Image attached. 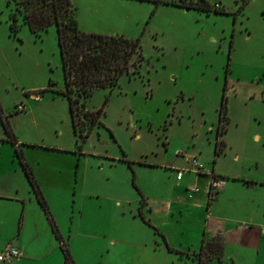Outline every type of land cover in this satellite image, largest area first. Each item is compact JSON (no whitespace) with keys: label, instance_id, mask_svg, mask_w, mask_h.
Wrapping results in <instances>:
<instances>
[{"label":"rangeland","instance_id":"rangeland-1","mask_svg":"<svg viewBox=\"0 0 264 264\" xmlns=\"http://www.w3.org/2000/svg\"><path fill=\"white\" fill-rule=\"evenodd\" d=\"M242 1L72 0L80 29L138 38L142 54L137 69L130 65L118 84L97 87L86 97L87 108L102 110L84 136L74 132L69 101L61 91L64 76L55 23L36 33L19 14V28L12 30L10 12L15 0H0V173L17 167L20 156L15 148L30 166L72 164L77 169L70 182L59 177L62 190L46 189L51 215L69 247L80 248L82 242L93 239L91 233H103L111 224L131 223L130 212L121 214L111 198L136 193L132 170L117 159L123 150L136 155L142 149L153 150L152 154L170 161L175 147L186 152L188 146L200 149L206 157L202 163L211 165L208 137L216 136L225 83L228 112L238 119L230 133L241 127L264 133V99L258 92L240 97L230 86L232 82L249 86L258 78L264 81V31H257L264 29V0H250L246 7ZM220 7L225 11L216 10ZM245 25L253 28L250 36ZM250 65L253 70L247 71ZM254 72L259 73L255 81ZM18 104L24 108L20 110ZM247 144L250 152L264 156V147L258 148L251 138ZM136 166L147 173V168ZM154 170L171 182L168 169ZM4 204L0 199V216ZM48 230L52 233L51 227ZM18 231L16 215L0 224V251L11 241L9 235ZM20 237L31 241L33 231L25 227ZM57 252L61 255L59 247ZM54 254L33 256L19 264H51ZM16 258L0 260V264H17ZM213 264L235 263L226 258Z\"/></svg>","mask_w":264,"mask_h":264},{"label":"crops","instance_id":"crops-1","mask_svg":"<svg viewBox=\"0 0 264 264\" xmlns=\"http://www.w3.org/2000/svg\"><path fill=\"white\" fill-rule=\"evenodd\" d=\"M249 2L250 0L246 1L244 6L246 7ZM223 10L225 11L224 8ZM261 25L264 28V23ZM245 26L248 36L253 34V28ZM257 31L262 33L264 29ZM246 70H253V65L247 66ZM258 74L254 72L252 77L254 81ZM259 80L258 78L251 82L249 86L232 82L231 91L243 98L256 96L258 92L259 98L264 99V81ZM226 115L229 118L226 128L218 133L217 119L216 136L213 139L208 137L212 147L210 158H213L210 159V166L202 163L206 157L200 149L192 150L188 146L186 152L180 146L175 147L172 150L171 162L165 158L166 156L152 154L153 150L142 149L137 155L123 150L117 159L126 161L132 170L136 193L131 197L111 198L116 200L115 206L121 207V214L127 215L130 212L131 223H114L102 228L103 233H91L93 239L82 242L80 248L76 249L69 247L67 239L58 229L75 263L197 264V255L203 239L220 232L223 251L220 258L211 260V264L226 258L232 259L235 264L251 262L264 264V156L250 152L247 144V139L251 138L258 148L264 147V133L260 131L250 133L248 129L241 127L242 129L234 130L235 134L234 132L231 134V127L233 123L238 124V119L233 118L228 109ZM211 124L208 125L210 131L213 130ZM219 140L223 143V150L216 154L215 142ZM168 149L166 146L165 150ZM193 158L201 162L205 168L224 177L221 189L212 194L205 191L210 175L203 170L195 169ZM26 162L28 163L27 160ZM103 165L104 162H101L99 166L103 168ZM136 165L147 168V173L144 175ZM29 167L49 204L46 189L54 187L56 190H62L63 184L58 182L59 177L70 182V178L73 179L77 175V169L72 164L59 168L53 165L38 168L33 164ZM154 168L168 169L167 172L172 174L171 182L165 181ZM179 168H182L183 172L180 178H177L176 172ZM143 176L146 178L140 181L139 178ZM0 180V199L5 201L6 206L4 215L0 216V224H7L15 215L19 222V231L9 235L11 241L4 248L13 245L19 250V255L16 256L17 264L33 256L41 257L47 252L55 253L51 264H62L63 253L59 241L53 230L49 233L50 222L20 160L17 167L13 166L12 170L0 173ZM193 184L200 189L192 196H188L187 189ZM83 197L79 204L80 221L84 214ZM57 222L60 226L58 220ZM25 227L33 231L31 241L20 237ZM15 235H18L17 240H12ZM31 247L34 252L31 251ZM58 247L61 255L57 252Z\"/></svg>","mask_w":264,"mask_h":264},{"label":"trees","instance_id":"trees-1","mask_svg":"<svg viewBox=\"0 0 264 264\" xmlns=\"http://www.w3.org/2000/svg\"><path fill=\"white\" fill-rule=\"evenodd\" d=\"M245 2L246 0H243L242 5ZM216 10L224 11L223 8H216ZM19 14H21L22 20L28 23L30 29L36 33L49 24L55 23L64 76V88L61 91L69 101L74 132L87 136L92 126L97 122L102 109L87 108L86 97L97 87H114L118 84L120 75L128 71L130 65L135 66L133 70L137 69V62L142 57L139 39L123 34L87 32L80 29L72 0H15V9L10 12L12 30L19 28L17 22ZM225 88L226 83L219 108L218 133L226 128L229 120L226 115ZM82 116L86 120L81 119ZM0 117L2 118L1 113ZM78 118L82 121L80 128ZM222 150V141H216L215 153L219 154ZM15 153L20 156L19 160L25 174L59 241L63 253L62 264H76L68 245L59 234L48 203L39 189L22 151L15 148ZM222 251V235L220 232H216L209 238L203 239L197 255V264H211L213 258L221 257Z\"/></svg>","mask_w":264,"mask_h":264},{"label":"built area","instance_id":"built-area-1","mask_svg":"<svg viewBox=\"0 0 264 264\" xmlns=\"http://www.w3.org/2000/svg\"><path fill=\"white\" fill-rule=\"evenodd\" d=\"M18 108L20 110H22L24 108V105L18 104ZM192 163H193V167L195 169H197L199 171L203 170V171L209 173L210 179H209V181L205 187V191L208 194H212L213 192H216L222 188V186L224 185V181H225L224 177L219 176L218 174H216L211 169L205 168L204 165L195 158L192 159ZM182 172H183L182 168L177 169L176 177L180 178ZM199 189L200 188L197 185H194V184L190 185L187 189L188 190L187 195L192 196L193 193L195 191H198ZM18 255H19V250L13 245H8L7 247H5L3 250L0 251V260L5 261L6 259H10V258L16 257Z\"/></svg>","mask_w":264,"mask_h":264},{"label":"water","instance_id":"water-1","mask_svg":"<svg viewBox=\"0 0 264 264\" xmlns=\"http://www.w3.org/2000/svg\"><path fill=\"white\" fill-rule=\"evenodd\" d=\"M15 243H16V241L13 242V244H15Z\"/></svg>","mask_w":264,"mask_h":264}]
</instances>
